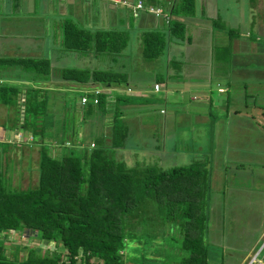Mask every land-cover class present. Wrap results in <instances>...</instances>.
Masks as SVG:
<instances>
[{
  "label": "trees",
  "instance_id": "obj_1",
  "mask_svg": "<svg viewBox=\"0 0 264 264\" xmlns=\"http://www.w3.org/2000/svg\"><path fill=\"white\" fill-rule=\"evenodd\" d=\"M192 10L193 0L175 1L168 11L173 17L166 24L169 38H185V25L176 17L186 18ZM216 22H211L214 27ZM59 31L60 49L65 52L107 53L114 60L126 45L125 31L84 29L69 18L60 23ZM231 33L227 31L229 36ZM166 37L160 30L144 31L139 39L143 58H158ZM109 69L54 71L47 56L0 58V107L12 112L7 116L11 125L0 126L21 128L30 134L31 143L39 145L35 186L10 187L0 171V236L11 231L37 241H53L66 255L64 260L56 250L50 254L24 247L26 254L21 260L15 254L9 260L0 241V264H76L74 256L79 249L80 264H135L149 259L145 254L157 255L156 261L164 264H209L204 241L209 198L204 199V194L211 187L207 170L196 161L161 170L140 163L127 166L122 159L111 157V150L126 148L130 136L117 106L145 98L118 92L128 87L127 76ZM42 82L46 86L33 85ZM66 83L81 87L65 91L72 93L73 99L69 95L66 100L62 90L48 85L63 87ZM96 88L111 89L112 100L102 90L94 93ZM22 90L23 100L19 101ZM74 93L77 96L73 97ZM82 96L86 97L84 104H80ZM60 97L64 102L59 114H54L49 105ZM98 114L104 119L109 114L110 143L107 145L101 134L93 137L92 146H83L74 120L78 117L83 124ZM211 117L212 127L218 116ZM134 242L135 247L131 245ZM131 249L137 253L128 255Z\"/></svg>",
  "mask_w": 264,
  "mask_h": 264
},
{
  "label": "rangeland",
  "instance_id": "obj_2",
  "mask_svg": "<svg viewBox=\"0 0 264 264\" xmlns=\"http://www.w3.org/2000/svg\"><path fill=\"white\" fill-rule=\"evenodd\" d=\"M229 3V21L232 20L231 24H235L234 20L237 22L239 20L238 8L235 6L234 0H229ZM33 9L40 12L44 11L40 4L38 5L37 0L33 2ZM84 9H80L78 12L83 14L85 13ZM128 15L127 18L130 24L131 21L132 24L137 22L131 16L130 10ZM10 20L12 22L13 17L8 21L10 22ZM51 21V16L41 17L40 28L46 22V25H49ZM216 21V30L222 29L225 32L230 30L226 25L224 27L221 24L219 18ZM219 23L224 28L218 26L220 25ZM26 24L16 23L12 26H8L11 24H5L4 30L7 29V32L11 34L24 33L30 29H40L35 24H30L29 28H25L28 26ZM210 25L212 27L214 26L212 23ZM251 25L248 28L249 32L247 34H251V38L255 39L256 32L250 29ZM1 32L2 29L0 27ZM143 32L139 31L137 33L133 31V27L130 30H125L126 45L114 57V60L107 53L94 56L78 53L79 55L74 57L70 52L64 53L65 51L61 49V52L59 50L53 51L54 58H51V54H44V56L51 58L50 67L54 71L61 68L96 70H107L110 68L109 70L124 72L127 76V84L136 85L146 90L145 96L148 98V102L147 100H142L139 103L117 106L116 112L121 111L120 117L126 122L130 136L127 139L126 148L111 150V157L122 159L127 166L140 163L156 165L161 170H166L174 166L189 165L195 161L204 165L209 174V181L211 182L210 189L204 194V199L205 196L209 197L206 203L208 208V231L204 239L209 252L208 263L239 264L241 261H246L250 255L249 250L252 248L253 251H256L264 242V200L261 198L263 195L262 188L264 187V177H262L264 168L245 164L244 170L233 172L235 168H229L226 165L229 161L228 159H230V155L234 159H238L237 157L241 155L239 154V150L234 151V148L238 149L237 144L240 147L246 146L249 149L250 156L252 157H246L247 161L251 162L250 160L254 158L253 154H257L258 149H264V132L258 127L262 135L256 133L253 119L249 115L247 117L242 110H239L237 114L231 113V116L224 118V104L225 97L228 95L229 107H232L233 110L240 109V103L244 102L243 86L245 84L255 85L257 79L260 80L263 78H257L253 74H247L245 76H241L240 74L239 78V75L233 73L230 77H227V70L222 68L213 69V62H209V70L207 73H204V77H199L198 75L186 77L183 79L184 82L180 87V84L176 85L177 82L173 83L172 77L175 75V68H173L174 71L165 72L166 65L162 63L161 55L154 60H145L143 58L141 48H137L139 36ZM221 32L224 33V31H220L218 34H221ZM16 36L6 35V39L0 36V58L14 55L6 52V48H10L17 55V53L29 46L27 44L28 41H33L32 39H25L24 37L16 38ZM219 40L222 41L224 39L217 38L215 41H211L213 44L212 53L218 47L214 42L219 44ZM196 49L198 51L199 48ZM29 50L31 52L33 51L32 49ZM44 51L47 50L45 49ZM202 52H197L198 57L201 56ZM252 60L253 57L249 56V63H252ZM256 63L257 61L253 62L250 67L248 64L249 70ZM194 64L195 62L190 67H194ZM199 72L197 70L191 73L196 74ZM160 77L162 78L160 91L151 92L153 83L156 78ZM46 84L44 82L40 84L33 83V85L38 86H46ZM218 87L224 88V91H227L228 94L226 92H220L222 90L218 89ZM53 88L62 90V93H64L62 96H65L66 100L70 96L72 98V93L65 94V91L71 90L70 86L64 84L63 87L53 86ZM194 91L203 94L202 100L207 95H210L213 99L211 106L215 109H210L211 107L206 104L207 101H204L205 103L202 104L198 100L192 99L191 96L195 94ZM129 92L131 93V91ZM74 96H77V94L74 93ZM261 99L264 101V98L261 97ZM53 101L54 103H50L49 109L54 114H59L60 106L64 100L61 101L60 97L59 100ZM246 101L249 105L253 104V101L259 104L261 100L258 97L251 99L249 97ZM259 106L264 107V102ZM159 109H163L165 114H160ZM145 111L149 112L147 113V118L143 115ZM209 111L211 113L214 111L215 113L209 114ZM11 113V109L0 107V123H5L7 126L11 125V122L7 120V116ZM179 113H182L185 117V120L182 121L184 125L180 124L181 127H178L180 122L179 118L181 117ZM218 113L223 115L222 119L224 120L220 121L223 125L217 127L214 131L217 138L214 141L213 126L211 127L210 123L213 120L211 116L215 117V114ZM128 115L131 118H126ZM199 116H204L203 119H205V122L201 125L195 123L196 117ZM166 118L169 119L165 121ZM235 120L241 122L242 126L244 123L249 124L247 125L246 134L243 132L242 135H235V130L239 128L234 126ZM109 121V114L106 119H104L103 115L98 114L95 119L87 120L83 124L76 117L74 120L75 130L77 136L84 139L83 146L90 145L91 141L94 142L93 137H98L101 134H104V142L109 145L111 134ZM144 121L148 122V124ZM104 122L106 123L105 126L103 125ZM132 125L133 128H131ZM1 129L0 140L7 142L6 144H0V150L2 149L0 151V171L3 173V177L9 186L13 188L24 189L35 186L37 181L39 145L31 143V141H28L26 143L27 145L22 143L24 139L29 138L30 134L20 131L22 137H19V133L17 132L19 128ZM4 130H6V133ZM219 131L220 133H218ZM177 139L178 141H176ZM228 140L229 147H231V151L228 150L229 152L225 150L228 145ZM96 144L94 145L96 146ZM156 147L158 148L156 149ZM252 149L256 150L251 152ZM55 150L57 151V149ZM231 171L233 172L231 175H236L233 178L230 177L232 178L230 180L227 176H230ZM257 189H261L262 191L257 192ZM0 241L4 246L3 255L9 260H11L13 254L16 255L18 260H21L26 254L25 248H30L37 244V240L32 237H22L20 233H12L10 231L0 236ZM136 243L134 242L131 245L135 247ZM151 247L156 246L152 244ZM153 249L155 250V248ZM136 253L137 251L135 249H131L128 255L132 256ZM262 255L264 257V244L262 246ZM145 256L150 260L144 259L141 261L139 259L135 264H164L161 261H156L158 258L157 255L145 254Z\"/></svg>",
  "mask_w": 264,
  "mask_h": 264
},
{
  "label": "crops",
  "instance_id": "obj_3",
  "mask_svg": "<svg viewBox=\"0 0 264 264\" xmlns=\"http://www.w3.org/2000/svg\"><path fill=\"white\" fill-rule=\"evenodd\" d=\"M34 1L35 0H0V27L2 29L0 36H3V38H5L6 35H17L16 38L24 37L25 39L33 40L28 41L27 44L29 46L17 53V55H15V53H13L10 48H6V52H8L9 54H14L10 55L9 57H41L44 56V54H51V58H54L53 51L59 50V52H61L59 25L64 19L67 18L73 20L78 26L84 29L125 31L130 30L133 27V31H136L137 33L139 31L160 30L163 31L165 35H167L165 49L161 54L162 63L166 65L165 72L174 71L173 68H175V75L174 77H171L173 79V83L177 82L176 85L180 84V87L184 82L183 79H185L186 77L197 75L199 77H204V73H207V71L209 70V62H213V69L222 68L224 70H227V77H230V75L233 73L235 75H239V78L240 74L241 76L253 74L256 75L257 78H263L260 80L257 79L255 85L245 84L243 86L244 102L240 103V109L233 110L232 107H229V101L225 100L224 118H227V116H231V113L237 114L239 110H242L247 117L249 115L253 119L256 133L261 134V132H259V128L264 132V107L259 106L262 102H264L261 99V97L264 98V0H234L235 6L238 8L239 13V20L238 22L234 20L235 24H231L232 20L229 21V0H193L192 14H190L186 18L176 17L177 20L183 22L185 25V38L182 40L171 39L168 37L169 34L166 30L167 23L165 22L164 17H154L151 14L141 12L138 16L134 17V20L137 22H134L132 24L131 21L130 24L127 18V16H129V8L121 3L112 4L106 0H37L38 5L40 4L41 8L44 10L43 12H40L33 9ZM143 1L148 5L160 6L162 8V14L167 15L168 13V16H170L168 11L172 7V5H174L176 0ZM126 2L132 3L134 2V0H126ZM83 8H85V13L80 14L78 10ZM10 10L12 11L10 12ZM46 16H51L52 21L49 25H46V22V24L40 28V19L41 17ZM250 16L252 19L250 18ZM11 17H13V21L11 22L10 20L9 22L8 20ZM170 18L173 17L170 16ZM218 18L220 19L221 24L224 27L226 25L232 31V36H229L227 32H225V30L217 29V31L214 26L212 27L210 25L213 20H216ZM16 23H27L26 25L28 26L25 28H29L30 24H35V26H38L40 29H38L39 31L36 29H30L29 31H26L24 33L11 34L7 32V29L4 30L6 25L11 24L8 26H12ZM250 25V29L256 32L255 39L251 38V34H247V32H249L248 28ZM220 31H224V33L221 32V34H218ZM217 38L224 40H219V44L214 42L215 45H218V47L214 50L213 54V44L211 41H215ZM137 48H140L139 40L137 42ZM196 48H199L198 51H203L200 57H198L197 55L198 51ZM29 49H32L33 51L31 52ZM45 49L47 51H44ZM227 51L228 53H226ZM70 54L76 57L81 53L78 54V52H70ZM249 56L253 57L252 63L257 61L256 64H253L251 70H249L248 68V64L249 67L252 64L248 61ZM51 58H49V60H51ZM193 62H195V68L190 67ZM197 70L200 72L196 74L191 73ZM156 82L159 84L158 91H154L152 89L151 92L160 91L162 78H156L154 83ZM48 85L57 86L55 84ZM66 85L70 86L71 90H78L81 88L77 83H66ZM127 86L130 87L132 98L143 97L145 99H148L145 96L146 90H144L143 88L129 84ZM218 89L222 90L220 92H226L228 94L227 91H224V88L218 87ZM194 93L195 94L191 96L192 99L198 100L202 104L205 103L204 101H207L206 104L209 105L211 109L214 108L211 106L213 99L210 95H207L208 99L207 97H204V100H202L203 94L198 93L197 91H194ZM113 96L114 94H109L107 99L112 100ZM249 97L250 99L258 97L261 101L259 104L253 101V104L248 105L246 99ZM131 101L134 100L132 99ZM160 110H162L163 112H160ZM214 111L211 114H214L216 112ZM147 113L149 112L145 111L143 113L146 118ZM159 113L165 114L163 109H159ZM180 115L181 117L179 118L180 122L178 127L184 125L182 121L185 120L183 114L181 113ZM215 115L218 116V118L214 121L212 128L214 141L217 139L216 133L214 131L217 127H221L223 125V123L220 121L224 120L222 119V117L220 118V113ZM120 116L119 118H121ZM127 117L129 118L130 115L126 116V118ZM203 118L204 116L196 117L195 123L197 125L203 124L205 122V119ZM168 119L169 118H166L165 121H167ZM145 123L148 124V122ZM234 124L235 127H239L235 130V135H242L243 132L246 134L248 128L247 125L249 124L244 123L242 126L241 122H239L238 120H235ZM1 128L2 127L0 126V130ZM131 128H133V125L131 126ZM4 131L6 133V130ZM4 131L3 134L5 135ZM218 133H220V131ZM176 141H178V139ZM227 142L228 145L225 150L231 151V147H229V140ZM3 143L6 144L7 142L5 140H0V144ZM237 147L238 149L234 148V151L239 150V154L241 155L237 157L238 159H234L230 155V159H228L229 161L226 167L235 168L233 172L244 170L245 164L264 168V149H258V153L253 154L254 158L253 160H250L251 162H249L247 161V157H252L250 156L249 149L246 146L240 147V145L238 144ZM255 150L256 149H252L251 152H254ZM243 158L246 159L244 160ZM233 172L231 171L230 176H227L230 180L236 175H231ZM262 177H264V170ZM260 188H262V186H260ZM262 189L263 195L261 198L264 200V187ZM261 191V189H257V192ZM253 252L254 251L251 248L249 250V254L251 255Z\"/></svg>",
  "mask_w": 264,
  "mask_h": 264
},
{
  "label": "built area",
  "instance_id": "obj_4",
  "mask_svg": "<svg viewBox=\"0 0 264 264\" xmlns=\"http://www.w3.org/2000/svg\"><path fill=\"white\" fill-rule=\"evenodd\" d=\"M112 4L114 3H121L123 5H126L133 16H136L138 14L139 10L145 9L148 13H152L154 15H159L161 13L160 8L157 7H152V6H143L142 1L141 0H134V2L132 3H127L126 0H106ZM153 89L156 91L158 89V84H153ZM94 93H97V90H94ZM22 95L20 96V101H22ZM86 102V97L82 96L80 98V103L84 104ZM93 103H96V98L93 99ZM22 131L20 128L17 129V132L19 133V137H22V133L20 132ZM25 135V134H24ZM28 141H31V136H29L28 139H24L22 141V143H28ZM93 144L90 143V146H92ZM8 232V231H7ZM11 232V231H10ZM264 244V242H263ZM263 244L256 250L254 251L249 258L246 261H242L239 264H264V257L262 255V246ZM33 247H35L36 249H41V250H46L48 251L50 254L52 252H54L55 250L57 252H59L60 254L63 255V259L66 260V255H64V251L60 246H56L55 243L53 241H37V244L34 245ZM81 255H82V251L81 249L78 250L77 254L74 256V259L76 260V264H80L81 262Z\"/></svg>",
  "mask_w": 264,
  "mask_h": 264
},
{
  "label": "clouds",
  "instance_id": "obj_5",
  "mask_svg": "<svg viewBox=\"0 0 264 264\" xmlns=\"http://www.w3.org/2000/svg\"><path fill=\"white\" fill-rule=\"evenodd\" d=\"M142 1V0H141ZM142 4H143V6H145V7H147V6H152V7H157V8H160V10H161V13L159 14V15H154V14H152V13H148L145 9H142V10H139L138 11V14L136 15V16H138L141 12H144V13H147V14H151L152 16H154V17H164L165 18V22L167 23V21L170 19V16H168V13H167V15H165V14H162V8L160 7V6H154V5H145L144 3H143V1H142ZM130 10V9H129ZM131 12V11H130ZM131 15H132V13H131ZM133 16V15H132ZM136 16H133V17H136ZM155 84V83H154ZM156 84H158L157 82H156ZM158 87H159V84H158ZM153 89V88H152ZM95 90H97V92H99V91H101L102 90V92H106L107 94H109L110 92H111V89H98V88H96ZM118 90V92H124V95H131V93L129 92V91H131L130 90V87H127L124 91H122V89H117ZM117 90H115V91H117ZM154 90V89H153ZM155 91V90H154ZM156 91H158V89L156 90ZM128 93V94H127ZM22 95V98H23V90H22V93H20V96ZM23 100V99H22ZM19 101H20V98H19ZM81 104V103H80ZM160 112H162V110H160ZM3 128V127H2ZM5 129V128H4ZM15 129V128H14ZM2 130V129H1Z\"/></svg>",
  "mask_w": 264,
  "mask_h": 264
}]
</instances>
